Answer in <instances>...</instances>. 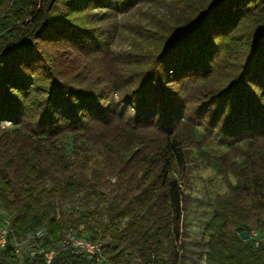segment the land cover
<instances>
[{"label": "trees", "instance_id": "trees-1", "mask_svg": "<svg viewBox=\"0 0 264 264\" xmlns=\"http://www.w3.org/2000/svg\"><path fill=\"white\" fill-rule=\"evenodd\" d=\"M162 1L172 9L138 26L149 35L115 53L116 25L99 28L100 14L141 17ZM14 4L23 17L0 18V208L13 235L102 244L100 261L70 247L51 264H188L185 148L203 127L244 148L202 229L204 264H264V241L240 237L264 234V0ZM40 227L49 235L32 239ZM22 254L9 240L0 264H45Z\"/></svg>", "mask_w": 264, "mask_h": 264}, {"label": "rangeland", "instance_id": "rangeland-1", "mask_svg": "<svg viewBox=\"0 0 264 264\" xmlns=\"http://www.w3.org/2000/svg\"><path fill=\"white\" fill-rule=\"evenodd\" d=\"M171 6L172 2L170 1L145 4L141 8L142 12L139 11L143 15L141 17L135 15L133 11L117 13L111 19L106 14H100L102 23L98 22L99 28L102 29L105 25L111 24V22L115 24L114 52L128 50L135 45L134 42L136 40L139 41V38L145 39L149 35L145 29L142 30L139 27L144 25L147 19L151 21L156 18L157 20L161 17V13L167 14ZM161 10L166 11L160 12ZM17 15L23 17L21 15H24V10L15 12L14 0L0 1V18H5L6 16L16 18ZM138 20L141 21L138 22ZM57 45L55 47L52 46V48L65 50L62 47L63 45ZM58 52L63 57L64 54H68L66 51L59 50ZM74 56L76 60L70 59V61L62 57L61 63H63L64 67L66 64V71H73L78 67L79 60L82 56L80 54H75ZM9 123L7 121L5 126L9 125ZM1 126L3 127L4 124H1ZM197 139V142L191 143L185 148L187 165L184 168L182 180L184 191L183 218L186 232L185 242L188 264H204L203 260L207 250V243L202 229L212 217L216 200L229 194L231 185L236 181L234 169L240 159L236 156L244 150V148L238 147L228 152V149L222 146L221 142L217 140V136L207 130L204 131L203 127H200Z\"/></svg>", "mask_w": 264, "mask_h": 264}, {"label": "built area", "instance_id": "built-area-1", "mask_svg": "<svg viewBox=\"0 0 264 264\" xmlns=\"http://www.w3.org/2000/svg\"><path fill=\"white\" fill-rule=\"evenodd\" d=\"M48 235L49 232L47 228L40 227L32 232L31 238L37 240ZM249 236L252 238L255 245H259L264 241V234L256 229H251ZM9 240H11L13 250L16 254L21 255L25 250L29 258L35 259L40 256V259L45 264H51L55 255L59 251L70 247L75 253L87 255V257H93L97 261L104 258L102 244L100 242L86 240L82 237L75 236L72 232H66L56 242H51L46 246H36L34 245V242L28 244L29 238L17 239L13 235L12 228L10 226V215L8 211L4 208H0V251L6 247Z\"/></svg>", "mask_w": 264, "mask_h": 264}, {"label": "water", "instance_id": "water-1", "mask_svg": "<svg viewBox=\"0 0 264 264\" xmlns=\"http://www.w3.org/2000/svg\"><path fill=\"white\" fill-rule=\"evenodd\" d=\"M240 237H241L242 239H248L249 234H248L247 231H241V232H240Z\"/></svg>", "mask_w": 264, "mask_h": 264}]
</instances>
